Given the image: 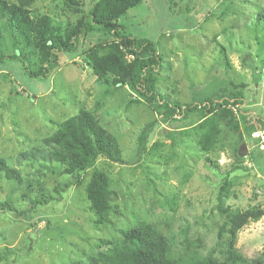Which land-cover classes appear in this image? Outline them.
Returning a JSON list of instances; mask_svg holds the SVG:
<instances>
[{
	"label": "rangeland",
	"instance_id": "rangeland-1",
	"mask_svg": "<svg viewBox=\"0 0 264 264\" xmlns=\"http://www.w3.org/2000/svg\"><path fill=\"white\" fill-rule=\"evenodd\" d=\"M77 1L79 8L36 0L30 9L68 28L99 0ZM263 10L264 0H143L118 20L127 34L155 44L165 66L159 88L172 99L191 103L240 87L246 101L237 116L239 130L222 127L210 154L198 150L192 120L164 123L147 105L134 104L129 88L113 90L97 82L82 52L102 39L101 33L79 39L74 52L61 54L46 79L30 78L19 61L0 62V157L22 177L7 181L0 174V203L9 204L0 209V264H88L101 240L119 243L121 230L140 224L155 226L178 251L187 236L204 255L226 261L218 240L225 223L217 208L222 184H231L224 206L264 213V32L256 23ZM12 36L1 21L2 52L27 54L35 67L36 50L14 45ZM81 109L91 112L123 151L125 164L101 157L96 165L110 180L111 225L99 226L90 211L85 188L93 169L67 175L65 166L42 161L44 139ZM153 122L142 154L140 133ZM78 177L80 185L74 183ZM236 249L264 264V216L239 232Z\"/></svg>",
	"mask_w": 264,
	"mask_h": 264
},
{
	"label": "trees",
	"instance_id": "trees-1",
	"mask_svg": "<svg viewBox=\"0 0 264 264\" xmlns=\"http://www.w3.org/2000/svg\"><path fill=\"white\" fill-rule=\"evenodd\" d=\"M16 1L17 4H11L0 0V22L4 21L12 33L14 45L24 44L36 50L35 67L27 54L7 56L1 48L0 62L6 59L19 61L30 78L46 79L60 65L61 54L74 52L79 39L101 33L103 38L82 52L98 83L113 90L129 88L132 102L147 105L161 116L164 123L192 120L196 145L201 153L210 154L216 149L222 127L239 130L237 116L246 101L239 86H234L232 91L224 88L211 97L191 103L172 99L159 88L158 82L165 66L155 44L127 34L118 24L120 18L141 5L143 0H99L77 25L68 28L53 25L48 16L32 11L30 7L36 0ZM62 1L70 8L81 6L77 0ZM256 23L264 32V10L257 14ZM251 68L255 71L253 66ZM256 79L261 81V76ZM155 122L148 124L140 133L142 154L146 153ZM260 122L264 127V121ZM43 144L47 151L44 153L42 150V161L49 158L65 166V174L80 175L89 169L94 170L85 188L90 211L96 216L99 226L111 225L110 215L114 213V207L110 180L96 165L101 157L112 163L125 164L117 138L102 128L91 112L81 109L76 116L60 123L56 132L44 139ZM206 159L215 165L212 159ZM0 174L7 181H22L20 173L2 157ZM79 178L74 182L76 185L81 184ZM230 187L228 180L222 184L217 207L225 219L218 232V240L225 246L226 261L204 255L194 243H189L187 236L184 237L183 250L178 251L173 239L155 226L140 224L121 230L119 243L101 240L97 245L100 251L88 264H258L257 260L244 257L236 249V244L239 232L249 222L260 220L264 213L256 208L241 212L224 206L223 198L229 197ZM7 205V202H1L0 209L5 210Z\"/></svg>",
	"mask_w": 264,
	"mask_h": 264
},
{
	"label": "water",
	"instance_id": "water-1",
	"mask_svg": "<svg viewBox=\"0 0 264 264\" xmlns=\"http://www.w3.org/2000/svg\"><path fill=\"white\" fill-rule=\"evenodd\" d=\"M243 150H244V145L241 146V148L239 149V154L242 156L243 155Z\"/></svg>",
	"mask_w": 264,
	"mask_h": 264
}]
</instances>
